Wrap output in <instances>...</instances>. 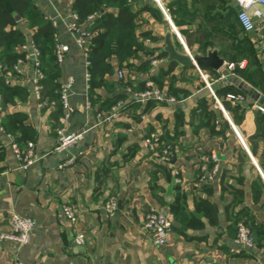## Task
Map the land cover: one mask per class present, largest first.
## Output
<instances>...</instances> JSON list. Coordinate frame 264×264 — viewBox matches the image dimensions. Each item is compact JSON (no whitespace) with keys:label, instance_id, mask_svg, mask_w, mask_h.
Segmentation results:
<instances>
[{"label":"crops","instance_id":"crops-1","mask_svg":"<svg viewBox=\"0 0 264 264\" xmlns=\"http://www.w3.org/2000/svg\"><path fill=\"white\" fill-rule=\"evenodd\" d=\"M32 1L53 21L58 42L69 46L59 64L58 82L62 84L73 77L68 98L73 112L64 120V109L55 100L44 99L41 92L37 97L35 69L25 59V47L33 41L34 32L21 23L18 27L24 32L26 43L17 48L21 54L18 61L22 60L20 72L14 69L16 73L5 75V79L25 98L16 95L13 103L0 109V232L7 229L13 212L30 217L35 225L26 245L0 240V264H264V189L259 196L254 195L256 190L260 191L256 185L259 177L264 184V172L259 165L263 147L259 146L255 157L249 141L256 132L255 113L260 104L250 97L239 99V95L230 93L236 98L228 99L246 107L242 115L237 111L239 123L235 125L212 94L214 87L239 84L243 79L230 72L211 81L203 71L206 81L196 67H176L171 73L175 87L188 90L190 95L175 102L153 100L147 108L150 102L142 103L122 83L129 74L135 82L147 75L119 69L118 60L113 57L110 63L114 73L106 76L113 84L95 90L98 101L92 104L88 53L75 44V36L68 30L74 0ZM160 1L166 10L176 0ZM233 1L240 10L238 0ZM255 9H260L262 16L253 17L256 28L246 34L264 70V4L256 3L250 12ZM133 10L138 13V39L147 47L160 53L168 32L176 46L179 40L154 0H135ZM89 24L83 26L88 29ZM144 32L154 39L143 38ZM179 51H185L184 46ZM147 59L150 56L141 53V59L134 63ZM3 71L0 62V78ZM119 71H123V78ZM163 90L167 92V85ZM119 95L127 96L122 101L124 109L120 108L118 118L109 120L110 110L101 105ZM0 97L3 100L1 92ZM203 98L209 104L214 98L217 105H209L208 109H220L229 122L231 129L224 137L212 136L206 128L195 131L198 117L192 124L191 112ZM132 104L139 106L134 108ZM17 112L26 115L23 124L35 131L34 140L22 145L16 140L21 132L6 133L2 125L8 114ZM177 114L181 115V124ZM220 127L217 124V129ZM72 133H82L83 138L62 152L55 151L60 136ZM150 135L160 146H173V168L161 161L156 151L143 145V139ZM13 142L22 149L27 143H34L38 159L27 170L20 168ZM239 152H246L248 158L241 162ZM210 161L214 163L212 170L208 168ZM174 170L178 171L180 183L175 182ZM111 196L116 197L118 210L108 216L104 204ZM178 196L184 201L187 230L181 229L171 211ZM201 201L207 203L204 208H214L213 221L200 208ZM65 205L75 211V221L65 214ZM150 208L173 216V232L166 246H156L145 229V214ZM238 219L245 220L252 229L254 248L236 243ZM80 233L85 235L81 244L76 242Z\"/></svg>","mask_w":264,"mask_h":264},{"label":"trees","instance_id":"trees-1","mask_svg":"<svg viewBox=\"0 0 264 264\" xmlns=\"http://www.w3.org/2000/svg\"><path fill=\"white\" fill-rule=\"evenodd\" d=\"M135 0H74L72 9L78 15L80 23L88 22V17L93 14H99L96 19L89 24L88 30L91 33L88 54V83L91 103L98 101L95 90L101 87L112 85L107 81L106 76L114 73L110 61L113 57L117 58L119 69L126 68L135 71L145 78H138L133 81L130 74L126 81L122 79L123 86L130 87L133 92L145 91L146 82L152 81L155 86L163 89L167 85V93L181 100L190 95L185 89L175 87V78L171 73L176 67L182 69L194 68L182 67L176 62H165L154 72L151 71V60L153 58H167L166 53H158L157 50L150 49L137 36L138 24L136 18L138 13L133 10ZM172 22L184 38L186 45L190 49L200 54H206L209 49H217L219 55L226 62H240L246 60V67L236 68L231 73L239 76L244 82L239 84H228L223 87H214L215 96L219 99L224 109L230 114L235 125L239 123L236 116L237 111L243 114L246 107L241 103H234L228 99V94L234 93L244 98L249 96L245 93L246 89H254L264 97V70L260 64L256 50L247 36V32L242 28L238 20V7L233 0H176L165 7ZM20 19L17 20L16 17ZM25 23L29 29L33 30V43L39 48L41 56V71L44 78L40 81L41 97L56 101L61 107L60 99V65L57 63L55 47L58 42L56 28L51 19L44 16L38 6L32 0H0V62L4 68V75L0 78V92L3 106L13 103L14 96L25 98L19 89L10 87L6 83L5 75H14V66L21 54L17 48L26 43L24 32L18 27ZM143 38L154 39L150 33L141 34ZM177 38V37H176ZM176 46L183 50V46L176 40ZM141 53L150 56V59L144 60L140 64L135 61L141 59ZM210 76L211 81L221 78V72L204 69ZM6 78V79H5ZM135 82V86H134ZM213 87V86H212ZM25 95H27L26 92ZM96 97V98H95ZM126 95H119L114 99H108L101 105L102 109H109L120 101H125ZM147 105L149 108L154 101L150 100ZM137 108L138 104H132ZM209 105H217L215 99L209 104L208 100H200L198 108L191 112L192 124L197 119L195 131L200 128H206L212 136H225V133L231 129L229 122L224 117L220 109H208ZM246 106V105H245ZM122 109H124L122 107ZM121 109V110H122ZM209 111V114L207 112ZM180 114H177L178 124L182 122ZM26 115L21 112L8 114L3 120V128L6 133L21 132V137L16 139L19 144H24L29 140H34L35 131L23 124ZM220 124V129H217ZM256 132L249 138L252 154L258 156V148L262 145L259 165L264 172V111L257 110L255 113ZM18 144V145H19ZM1 148V145H0ZM248 158L246 152H239L241 162ZM214 163L210 161L208 168L212 170ZM224 177H222L223 181ZM259 185V192L254 193L257 197L264 184L259 177L256 185ZM257 187V186H256ZM184 201L178 199L171 206L174 220L181 224L182 230L189 228L188 222H185L187 213ZM200 208L210 220L215 217V210L212 206L204 208L205 201H201ZM244 223L245 220L235 221ZM236 224V234H237ZM249 227V226H248ZM250 230H252L250 228ZM252 232V231H251Z\"/></svg>","mask_w":264,"mask_h":264},{"label":"built area","instance_id":"built-area-1","mask_svg":"<svg viewBox=\"0 0 264 264\" xmlns=\"http://www.w3.org/2000/svg\"><path fill=\"white\" fill-rule=\"evenodd\" d=\"M155 2L160 6L162 11L164 12L169 25L172 31L177 36L178 40L182 43L184 48L188 51L189 49L186 47L183 37L180 35L178 29L172 22L170 16L168 15L167 11L163 8L162 3L160 0H155ZM256 3L264 4V0H238V4L240 7L238 13V20L242 26V28L246 32H252L256 28V24L254 22L253 17H261L262 11L260 9H255L252 13L250 10L254 7ZM97 17V13L90 15L88 17V22H93ZM68 30L74 34L75 36V44L83 49L86 53L89 54V44L91 39V33L87 28L83 26L82 23L79 21V17L77 14L73 13L71 19L68 23ZM147 42L150 40L147 39ZM69 51V46L65 44H61L57 42L55 47V54L56 60L58 64H62L64 61V57L66 53ZM191 55V52L188 51ZM40 50L39 48L33 43V41L25 47V59L30 61L35 69V77L33 79L34 83V91L38 98H40V91L41 85L40 81L44 78V74L41 71L40 65ZM22 60H19L17 64H15L14 69L17 72H20V64ZM166 62L165 58H153L151 60V71L154 72L160 65ZM243 69L246 67V61L240 62H226L225 68L232 72L236 68ZM202 77L207 81V76L203 73V71L199 70ZM118 75L120 78L124 77L123 71H119ZM89 78V75H88ZM74 84L73 77H68L65 82L60 84V99L62 108L64 109V120H67L72 112L73 108L69 104V93L72 89ZM209 85V84H208ZM147 89L145 91L133 92L135 98L140 100L142 103H147L150 100H156L157 102H175L176 98L174 96L169 95L165 90L158 88L154 85L152 81L146 82ZM212 94L215 97V94L212 91ZM230 98H236L235 95H228ZM239 99H243L242 96H238ZM124 106L122 101L118 102L115 106H113L110 110L108 115L109 120H115L119 116L120 108ZM2 108V100L0 97V109ZM258 109L264 111V107L261 105L258 106ZM235 129V128H234ZM236 131V129H235ZM237 132V131H236ZM83 138L82 133H72V134H62L59 138V142L55 147V151L62 152L73 145H75L79 140ZM241 139V138H240ZM143 145L151 151H156L159 159L163 161L167 166L173 168V158H174V148L171 144H163L160 146L159 143L155 141V136L150 135L146 136L143 139ZM12 148L14 150L15 156L19 161V166L23 170H27L35 161H37L38 156L35 153L34 143L29 142L27 143L25 148H20L16 142L12 143ZM72 160L69 161L71 163ZM176 174L175 182L180 183L181 179L178 177V171L174 170ZM105 212L108 216H113L116 214L118 210V203L115 196H111L106 203L104 204ZM64 211L67 217H69L72 221H75L76 215L75 211L69 206H64ZM34 221L30 217L19 215L18 213H11L8 218V225L7 229L0 232V240L12 241L18 243L19 245H26L30 242L32 232L34 229ZM144 226L147 232L149 233L152 242L158 246L163 247L169 243L170 237L173 232V216L169 213H164L160 210L155 208H150L145 214V221ZM85 241V235L80 233L76 236V242L81 244ZM236 243L239 246L252 249L256 245L255 238L253 233L251 232L250 228L242 222L237 224V236H236ZM23 264V263H19Z\"/></svg>","mask_w":264,"mask_h":264},{"label":"water","instance_id":"water-1","mask_svg":"<svg viewBox=\"0 0 264 264\" xmlns=\"http://www.w3.org/2000/svg\"><path fill=\"white\" fill-rule=\"evenodd\" d=\"M155 1V0H154ZM17 20L20 18L17 16ZM187 47V46H186ZM188 48V47H187ZM185 51H179L172 40V33L168 32L165 35L164 46L160 50V53L167 54V62H176L182 67H196L197 69L203 71L212 70V71H221L223 76H228L229 71L225 68V60L219 55L217 49H209L206 54L188 53L186 48ZM245 93L254 101L258 102L262 107H264V97L260 92L254 89H246Z\"/></svg>","mask_w":264,"mask_h":264}]
</instances>
